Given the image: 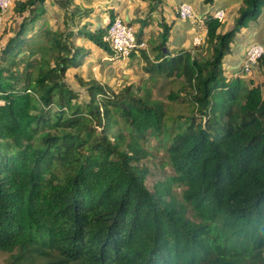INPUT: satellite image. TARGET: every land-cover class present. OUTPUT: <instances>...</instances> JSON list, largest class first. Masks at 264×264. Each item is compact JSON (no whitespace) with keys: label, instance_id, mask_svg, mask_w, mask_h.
I'll return each mask as SVG.
<instances>
[{"label":"trees","instance_id":"obj_1","mask_svg":"<svg viewBox=\"0 0 264 264\" xmlns=\"http://www.w3.org/2000/svg\"><path fill=\"white\" fill-rule=\"evenodd\" d=\"M47 1L64 12L67 29L89 13L68 9L73 0L14 1L21 19L0 47L6 264H264V54L256 65L260 84L245 78L242 62L232 75L224 67L264 0H241L223 32V23L205 14L202 53L169 50L163 18L147 49L130 53L141 57L147 81L182 80L191 114L172 126L146 84L114 91L75 72L88 97L78 101L66 75L90 54L75 39L110 53L106 28L57 31L44 20ZM143 1L149 13L164 4ZM151 139L171 174L149 189Z\"/></svg>","mask_w":264,"mask_h":264},{"label":"rangeland","instance_id":"obj_2","mask_svg":"<svg viewBox=\"0 0 264 264\" xmlns=\"http://www.w3.org/2000/svg\"><path fill=\"white\" fill-rule=\"evenodd\" d=\"M15 0H12L11 3H8L6 7H0V47L4 45L6 40L12 36L13 31L17 28L18 23L20 22V16L13 13V7ZM22 1V0H19ZM121 0H96L98 2V7L96 5H90L89 7H82L84 11H88V17L85 14H82L85 18L83 21H80L76 16L74 20H69V29L67 26L64 25V12L59 9L57 6L50 5V2L47 1V14L45 16V21L51 26V28L56 29L60 32L66 31H74V29H80L83 24L89 23L90 25L96 24V17H99L104 12L111 11L115 14L118 11V4ZM203 2V0H202ZM99 4L102 6V10L98 11ZM182 4H189L192 9L193 5L191 3H182ZM181 4V5H182ZM123 6V4H122ZM121 6V7H122ZM180 6V5H179ZM68 9H72V6L69 5ZM166 11V8H162V10ZM264 9V8H263ZM262 9V12H263ZM160 11V14H155L153 20L151 19L150 28L148 32L150 33V37H158V34L161 32L159 28L158 21L159 17L163 16L166 20L168 19L165 15V12ZM213 14V13H212ZM262 14V13H261ZM92 15V16H90ZM176 15V14H175ZM194 15V13H193ZM103 16V15H102ZM174 16V15H173ZM177 17H179L177 13ZM176 18V16H175ZM123 22H125L124 18H121ZM194 20H196L194 15ZM231 17L223 16L221 22L223 23L222 32L227 30L231 26ZM192 21V20H191ZM250 22H248L249 24ZM134 27L136 35L143 32L141 27L137 25V23H130ZM195 33L199 34V36L203 35L204 40V31L203 28L200 26L195 25ZM92 29L85 28L84 32H90ZM81 35V34H80ZM148 36V34H146ZM144 36V37H146ZM238 36V35H237ZM76 37V35H74ZM80 37H83L82 35ZM237 37H235L236 39ZM83 39V38H81ZM234 39V40H235ZM203 40H200V43H196L194 45L190 44L189 47H195L199 53H202L201 46L203 44ZM78 45H82L81 40H77ZM91 45L89 50V54L84 59V66L81 70L74 71L69 70L66 75V82L68 83L69 87L78 95V101H87L88 97L84 90L79 85H77L76 80L74 79V73L77 72L81 77L86 81L89 79H94L100 83L106 84L112 90L118 91L121 87L131 85L133 89L135 86H140L141 84H146L149 88H151L152 96L154 99L159 100L163 103L165 108V117L168 125L172 126L174 121L179 120L180 122L184 121L185 117L191 114V105L186 100L184 88L182 80H173V79H165L163 77L156 78L153 81H147V76L144 74L142 70L143 61L139 54H132L124 59L114 56L113 52L107 53L99 48H97L92 42L85 43L86 46ZM253 42L247 41L245 43H239V52L236 53L234 58H231L230 55H227L225 58V65L224 67L227 68L228 75H232L233 69H237L240 62H244L245 59V51L252 45ZM234 44L232 45V47ZM263 54H264V48ZM104 56H107L110 59V63H113V70L110 71V65H106L103 63L105 61L103 59ZM238 56V57H237ZM117 57V58H116ZM108 62V61H105ZM256 65L251 66L248 72H245V78L249 81H252L254 84H260L263 81V77L256 69ZM179 95L178 100L172 101L169 99L170 93H178ZM146 149L151 152L150 158H148L145 163L148 166L149 174L146 179V184L149 189H152V186L155 185L157 182L162 181L164 178L171 174L170 168L166 164V157L163 153V149L161 146H158V143L151 139L150 142L146 145ZM175 194H179V190H174ZM9 259L8 253L0 251V264H6L7 260Z\"/></svg>","mask_w":264,"mask_h":264},{"label":"crops","instance_id":"obj_3","mask_svg":"<svg viewBox=\"0 0 264 264\" xmlns=\"http://www.w3.org/2000/svg\"><path fill=\"white\" fill-rule=\"evenodd\" d=\"M96 0H73L71 6L72 9L74 7H78L79 10H84L82 7H89L90 5H96L98 7V2H95ZM182 3H191L193 5V13L195 15L196 20L188 21V20H182L179 17H177V11L179 5ZM241 0H214V3L212 5H205L203 4L202 0H164L163 6L158 7L155 11L152 13L148 12V2H145L143 0H121L118 4V11L115 13L116 17L124 18L126 23H137L139 27L143 30L142 36L140 37V41H144L146 43L145 49H147V43L149 39H155L156 37H150V33L148 32L150 28L151 19L155 17V14H160V11H163L162 8H166L165 15L167 16V20L161 16L159 17V20L161 18L164 19L165 23H167L170 27V35L168 38V48L169 50H179V49H189L190 44L194 45L195 39L199 38L203 40V35L199 36V34L195 33V25L202 27L201 19L205 16L208 12L215 13L218 11H222L225 17H231V25L232 21L236 16V10L238 6L240 5ZM123 4V6H122ZM122 6V7H121ZM104 11L102 10L101 4H99V8H97V12ZM111 12V11H109ZM176 14V15H175ZM103 15V16H102ZM101 16L96 17V24L90 25L87 23L85 26L88 29L92 28H100L104 27L106 23V16L109 15L108 12L102 13ZM174 15V16H173ZM92 16V15H90ZM176 16V18H175ZM88 17V16H87ZM85 17H78L80 21H83ZM45 20V17H44ZM160 21H158L159 23ZM84 25V24H83ZM82 25V26H83ZM81 26V27H82ZM204 31V29H203ZM148 34V36H146ZM146 36V37H144ZM78 37V36H76ZM138 38V37H136ZM77 40H81L82 44L84 45L86 49H90L91 45L88 46L85 45V43H88V41L76 38L75 43L78 44ZM247 41L253 42L254 44H257L264 48V9L260 17L256 22H250L247 28H244L240 31L237 38L234 40V46L232 47V52L230 56L231 58H234L236 56V53L239 52V43H245ZM82 46V45H80ZM238 57V56H237ZM103 61L104 64L110 65V71L113 70V63H110V59L107 58V56H104ZM238 60V64L240 63V59ZM84 66V65H83ZM82 66V67H83ZM77 69H70L74 71L81 70V68Z\"/></svg>","mask_w":264,"mask_h":264},{"label":"built area","instance_id":"obj_4","mask_svg":"<svg viewBox=\"0 0 264 264\" xmlns=\"http://www.w3.org/2000/svg\"><path fill=\"white\" fill-rule=\"evenodd\" d=\"M12 0H0V5L6 7ZM0 6V7H1ZM179 18L182 20L191 21L194 18L193 9L189 4H182L178 7L177 11ZM224 14L222 11L213 13V17L222 20ZM106 31L102 38L103 42L109 45L114 56L122 59L130 56L132 51H136L140 48H145L146 43L144 41H137L136 32L134 27L129 23L123 22L121 18H111L109 15L106 16L105 26ZM199 38L195 39L194 43H200ZM263 54V49L257 44H252L245 51L244 59V71L248 72L251 66L257 63L259 57ZM116 57V58H117Z\"/></svg>","mask_w":264,"mask_h":264},{"label":"water","instance_id":"obj_5","mask_svg":"<svg viewBox=\"0 0 264 264\" xmlns=\"http://www.w3.org/2000/svg\"><path fill=\"white\" fill-rule=\"evenodd\" d=\"M105 28V27H104Z\"/></svg>","mask_w":264,"mask_h":264}]
</instances>
